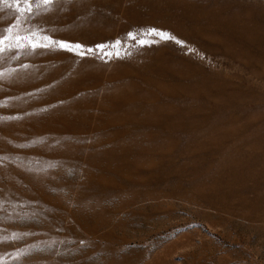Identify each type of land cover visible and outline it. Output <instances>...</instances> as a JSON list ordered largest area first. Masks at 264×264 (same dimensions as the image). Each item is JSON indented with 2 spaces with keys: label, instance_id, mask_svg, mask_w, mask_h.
<instances>
[{
  "label": "rangeland",
  "instance_id": "rangeland-1",
  "mask_svg": "<svg viewBox=\"0 0 264 264\" xmlns=\"http://www.w3.org/2000/svg\"><path fill=\"white\" fill-rule=\"evenodd\" d=\"M61 8L35 22L130 55L0 60V264H264V0Z\"/></svg>",
  "mask_w": 264,
  "mask_h": 264
},
{
  "label": "snow or ice",
  "instance_id": "snow-or-ice-1",
  "mask_svg": "<svg viewBox=\"0 0 264 264\" xmlns=\"http://www.w3.org/2000/svg\"><path fill=\"white\" fill-rule=\"evenodd\" d=\"M75 2L76 0H0V11L7 8L15 17L14 23L0 26V60L5 59L13 52L15 55L12 56V59H19L20 55H38V49L66 51L81 59L85 57L100 58L104 59L105 62L112 58H122V51L125 55H130V52L122 47L120 39L111 44L101 43L95 46H87L79 42L73 43L55 39L49 34L47 28L39 22H35L37 17L54 10H62V5ZM153 37L158 39H153ZM125 39L135 41L138 47L151 46L160 41H174L178 45H183V42L171 33L156 28L129 32ZM189 51L192 50L189 49ZM22 67L27 68L28 65ZM3 77L4 74L0 73V79ZM0 106H6V103L0 102ZM13 238H16V234H13ZM3 239L7 238H0V242Z\"/></svg>",
  "mask_w": 264,
  "mask_h": 264
}]
</instances>
